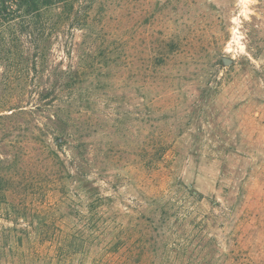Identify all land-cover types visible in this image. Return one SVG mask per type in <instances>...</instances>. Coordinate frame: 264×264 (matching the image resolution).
<instances>
[{
    "label": "rangeland",
    "instance_id": "rangeland-1",
    "mask_svg": "<svg viewBox=\"0 0 264 264\" xmlns=\"http://www.w3.org/2000/svg\"><path fill=\"white\" fill-rule=\"evenodd\" d=\"M74 13L65 65L107 74L88 105L87 178L125 227L178 230L173 264H264V0H77ZM48 166L29 171L74 189ZM150 239L137 264H154Z\"/></svg>",
    "mask_w": 264,
    "mask_h": 264
},
{
    "label": "trees",
    "instance_id": "trees-1",
    "mask_svg": "<svg viewBox=\"0 0 264 264\" xmlns=\"http://www.w3.org/2000/svg\"><path fill=\"white\" fill-rule=\"evenodd\" d=\"M76 1L0 0V264H137L149 256L148 236L154 264H173L178 230L153 236L137 230L141 218L125 227L113 198L87 178L88 105L107 74L94 63L65 65L75 53L67 32L83 30L74 23ZM34 164L66 169L74 189L61 177L43 182L38 167L29 171ZM184 217L175 224L194 225Z\"/></svg>",
    "mask_w": 264,
    "mask_h": 264
},
{
    "label": "water",
    "instance_id": "water-1",
    "mask_svg": "<svg viewBox=\"0 0 264 264\" xmlns=\"http://www.w3.org/2000/svg\"><path fill=\"white\" fill-rule=\"evenodd\" d=\"M225 62L228 64L230 62V60L229 59H226Z\"/></svg>",
    "mask_w": 264,
    "mask_h": 264
}]
</instances>
